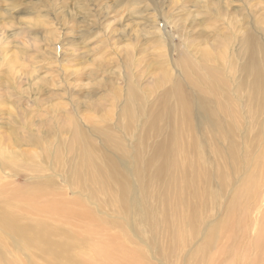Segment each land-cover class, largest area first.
Segmentation results:
<instances>
[{
  "label": "rangeland",
  "instance_id": "obj_1",
  "mask_svg": "<svg viewBox=\"0 0 264 264\" xmlns=\"http://www.w3.org/2000/svg\"><path fill=\"white\" fill-rule=\"evenodd\" d=\"M187 57L193 65L184 68ZM189 72H197L195 82ZM178 88L186 100L178 111L185 107L191 122L184 143L194 135L205 150L219 146L221 155L208 153L210 159L201 162L215 170L218 161V168L226 170V188L217 180L207 187L200 172L190 169L187 184L178 190L176 183L155 180L154 191L139 190L142 198L134 191L124 212L112 193L100 202L77 187L70 175L78 170L83 151L68 142L72 132L59 133L62 120L74 119L67 129L79 123L90 150L100 157L104 153L133 168L132 158L138 154L149 162L152 148L180 124L184 115L170 113L171 107L156 125L150 116L152 110L168 108L164 97ZM129 106L145 109L128 115ZM197 115L211 127L218 120L230 122L234 131L213 139L210 128L198 127ZM16 138L21 145H14ZM5 145L30 166L15 167V158L2 154ZM260 155L264 0H0V217L8 213L41 222L57 250L70 243L74 264L79 258L83 264H108L94 250L91 260L83 254L93 245L101 252L113 245L119 264L124 252L142 264H264V252L256 246L264 238V187L259 192V184H251L261 175L256 171ZM33 156L37 164L30 161ZM184 158L177 153V159ZM45 176L53 177L58 190L50 198L72 211H60L44 199H22L14 187L27 190ZM142 208L151 214L148 221L139 218ZM26 238L35 246L27 248L23 238L5 234L0 226V264H67L62 257L48 259L36 239Z\"/></svg>",
  "mask_w": 264,
  "mask_h": 264
},
{
  "label": "bare ground",
  "instance_id": "obj_2",
  "mask_svg": "<svg viewBox=\"0 0 264 264\" xmlns=\"http://www.w3.org/2000/svg\"><path fill=\"white\" fill-rule=\"evenodd\" d=\"M207 53H210L207 51ZM185 54V53H184ZM186 58V57H185ZM191 58V57H189ZM188 57L187 59H184L182 61V65L184 68H188L189 64L192 66L193 61L191 59L190 63L188 64ZM181 65V66H182ZM172 66V65H171ZM70 70V69H69ZM194 74L196 73H188L189 78H192V80L195 82ZM190 80V79H189ZM208 80V79H206ZM191 81V80H190ZM189 81V82H190ZM192 82V81H191ZM177 87V85H175ZM179 86V85H178ZM166 92V91H165ZM168 96L164 97L169 98L168 101H163L165 104L169 103L168 108H162L157 110L151 111V123L156 125L157 121H162V118L164 114L168 113L169 107H171L172 111L170 113L177 112L178 114H183V118L180 122V124L174 128L168 130V133L165 138H163L159 143H157L152 149V158L149 159L150 161L145 163L140 161L139 155L137 154L135 156V159H133V168H128L122 161L119 159L113 158V157H107V154L100 153L94 151L93 149L90 150L87 134L85 133V130L81 128V125L77 121V125L72 129H67V125H72L69 123L70 121H73L72 117L64 119L61 121V125L59 126L58 131L60 134L67 132H72V136L70 137L69 141H72L76 143L79 147L80 153L83 151V157L81 161H78V170H73L71 172L70 177L76 181V185L78 188L84 189L87 191V193H91V197H97L94 198L95 200H99L100 202H107L109 198H112L111 194H113L112 201L114 202L115 206H117L118 210L124 211L123 208H127L131 202H132V196L135 191L139 195V199L142 198L141 193L139 190L146 194L149 189H151V185L155 180H163L164 184L167 185V182L176 183L175 189L178 190L179 188H183L185 184H187V177L189 174L190 169L198 170L201 174V176L204 178V181L207 185V187H210L212 183H217L215 180L218 181V183L226 188L228 185L227 181V174L226 170L218 168L217 162L215 164V170H211L207 164H204L201 162V160H209V155L212 154L214 157H218L219 153H221L219 146L217 147V151L215 150V146L211 148L210 150L208 148H204L201 141H198L199 139L196 138L194 135H192V139L189 143L185 145L184 140L187 136V132H190L191 122H190V114L185 113V107H183V111H178L180 107L183 105L185 106L186 100L183 99L180 95V89L177 90H169ZM218 94V92L216 93ZM101 103V102H100ZM127 107V105H126ZM125 107V108H126ZM141 107V108H140ZM112 108V107H111ZM132 110H128L127 114L131 115L133 112L135 115H138L136 113L137 109H145V106H129ZM188 108V107H187ZM189 109V108H188ZM107 112V111H106ZM109 112V110H108ZM107 112V113H108ZM105 114V112H104ZM106 115V114H105ZM128 115H125L127 123L130 122V117ZM65 118V117H64ZM74 118V117H73ZM136 118V116H135ZM63 119V118H62ZM137 119V118H136ZM200 120L201 122L196 123L199 128H201V124L205 126V128H210L209 130L213 132V139L217 138H226L227 134H229L230 131H234L232 128V123L230 122H224L222 120H218L217 125L211 127L209 125H206L205 121L206 117L203 115H197L195 117V120ZM167 120H173L172 116H169ZM53 121V120H52ZM204 123V124H203ZM49 127H51L53 130H56L54 126L48 124ZM193 126V124H192ZM100 130V134H101ZM104 132H109L106 129ZM191 133V132H190ZM145 140V138H144ZM142 141L139 148H142V146L145 143V141ZM186 141V140H185ZM7 142V141H6ZM188 142V141H187ZM20 139H14V145L17 146L21 145ZM13 144V143H12ZM13 145V146H14ZM11 146V145H10ZM8 145L2 146L4 147V150L2 154L5 156H8L10 159L15 158L14 164L15 167L19 166L20 163L23 164V166H30L27 164L25 159L18 158L15 153V149L10 147ZM209 150V151H208ZM125 151V150H124ZM183 153L184 159H177V153ZM209 153V155H208ZM21 154V153H20ZM49 156V153L47 154ZM207 156V157H206ZM22 157V155H21ZM25 157V156H24ZM105 157V158H104ZM107 157V158H106ZM37 157L33 156L30 158V161L35 163V159ZM199 159V160H198ZM51 161V160H50ZM257 161L260 163V166H256V171L261 172L260 176L252 178L254 174L247 175V179L251 180V184H259V187L256 189L259 192H261L262 188L264 187V155H260L257 159ZM37 164V162L35 163ZM49 164V163H48ZM52 164V162H51ZM213 165V163L211 164ZM44 169H49L47 165ZM38 167V166H36ZM84 167V169H83ZM2 168H9L8 164H2ZM39 167V169L36 171H42ZM50 168L51 165H50ZM151 168H153V171L150 172ZM213 168V167H212ZM230 168V167H229ZM1 169V168H0ZM30 170H34L35 167L27 168ZM53 169V168H52ZM6 171V170H5ZM132 172L131 175L136 177L138 181H132L129 172ZM178 173L181 176H178L175 174V172ZM18 172V171H17ZM39 174V173H38ZM37 176V175H36ZM80 177H83L80 180ZM37 178V177H36ZM238 178V177H237ZM41 180V179H40ZM241 180V179H240ZM40 181H36L32 184L26 185L27 190L21 188L18 185H15L17 191L22 193V199L23 198H31L32 201H36V198L44 199L48 202H55L57 203L61 208L58 209L60 211H65L69 213V211H72V208L64 203L62 200H58L57 198L51 199L50 195L54 194L56 196L58 190L54 192L56 189L53 183V177H48L43 180L42 184H39ZM45 185V186H44ZM139 187V189H138ZM254 189V190H255ZM104 190H107L106 192ZM154 191L153 189H151ZM14 193H17L16 191ZM12 192L11 195L14 194ZM100 194V198L98 196ZM17 196L20 197L18 194ZM90 197V196H89ZM107 197V199H105ZM69 198V197H68ZM37 202V201H36ZM27 205L26 203H23ZM125 212V211H124ZM179 212V211H178ZM185 216L184 219L188 218L186 214H183ZM139 218L142 220H149L151 219V214L148 211V208H142L139 212ZM194 218V217H189ZM107 222V220H106ZM182 222H185L183 220ZM181 222V223H182ZM41 222L32 221V219H29L28 217H23L22 215L13 216L11 214L6 213L4 217H0V226L5 231V234L20 237L23 238L26 242V247L30 248L31 246H35L32 242H30L26 237H28L30 240L36 239L39 242V247L43 249L46 253V256L50 260H59L60 257L64 258L67 261V264H74L76 262V258L74 256V253L70 254V243H65L61 245V248L59 250L56 249L55 244L53 242V245L49 243L47 240V234H44L42 230V226L40 225ZM131 224V222H130ZM135 224V223H134ZM120 228L119 231L124 232V229L119 224H114ZM161 223H158V226H160ZM172 234V230H169ZM264 232V227H263ZM188 235L186 231H183V236ZM2 238V237H1ZM59 242V241H56ZM131 242V241H130ZM88 245V244H87ZM135 245V244H134ZM256 246L258 247V252H264V238L261 240L256 241ZM106 247V246H105ZM136 247V246H135ZM109 249H104L103 252H101L102 248L98 245H93L92 248H90L86 253H83L84 255H87L88 258L91 260V254L92 250H94L97 254H100L101 257H103L104 261L108 264H119L114 261V256H117V252L115 251L114 246L107 247ZM41 249L36 248L37 251H42ZM115 253V255H114ZM125 256L122 259V264H142V260L140 258L137 259L134 255L129 252H124ZM72 255V256H71ZM59 256V257H58ZM2 257V256H1ZM83 259V255H82ZM131 260V262L129 261ZM50 264V263H49ZM76 264H83L82 260L79 258Z\"/></svg>",
  "mask_w": 264,
  "mask_h": 264
}]
</instances>
